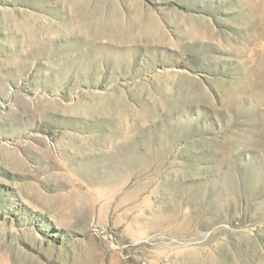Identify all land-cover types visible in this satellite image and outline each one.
<instances>
[{
    "label": "rangeland",
    "instance_id": "rangeland-1",
    "mask_svg": "<svg viewBox=\"0 0 264 264\" xmlns=\"http://www.w3.org/2000/svg\"><path fill=\"white\" fill-rule=\"evenodd\" d=\"M0 264H264V0H0Z\"/></svg>",
    "mask_w": 264,
    "mask_h": 264
}]
</instances>
